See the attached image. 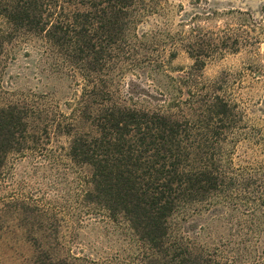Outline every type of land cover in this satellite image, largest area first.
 Returning <instances> with one entry per match:
<instances>
[{
    "label": "trees",
    "instance_id": "1",
    "mask_svg": "<svg viewBox=\"0 0 264 264\" xmlns=\"http://www.w3.org/2000/svg\"><path fill=\"white\" fill-rule=\"evenodd\" d=\"M167 4L0 0V63L5 45L38 41L55 66L83 83L68 116L35 97L0 106V189L14 158H38L49 168L65 164L76 172L69 201L74 225L80 226L84 212L113 224L121 220L137 247L134 256L104 263L78 256L54 245L65 237L57 228L65 222L60 208L4 192L0 239L11 228L23 232L33 246L24 264H264V167L234 166L233 153L248 129L244 112L226 91L228 78L202 74L209 61L241 51L251 55L250 67L260 74L264 3L258 19L240 11L214 13L220 28L180 24L176 31ZM178 52L192 64L172 77ZM143 73L167 80L160 92L169 112L137 104L152 98L131 81ZM252 132L261 146L264 134ZM56 135L69 138L67 149H48ZM204 211L227 217L229 235L208 245L170 224L177 215Z\"/></svg>",
    "mask_w": 264,
    "mask_h": 264
},
{
    "label": "rangeland",
    "instance_id": "2",
    "mask_svg": "<svg viewBox=\"0 0 264 264\" xmlns=\"http://www.w3.org/2000/svg\"><path fill=\"white\" fill-rule=\"evenodd\" d=\"M263 3L264 0H168L166 13L174 31L180 24H201L217 29L223 26V22L213 17L214 13L240 11L251 13L258 19ZM153 24L146 25L143 29L147 30ZM11 43L5 45L0 63V106L25 103L35 97L34 101H40L52 112L68 116L81 96V79L73 78L67 71L55 66L54 58L48 56L38 41ZM259 52L264 55V44L260 46ZM251 61V55L245 51L226 54L209 61L202 71L204 78L208 80L228 78L230 84L226 91L244 112L248 129L241 134L242 143L238 144L232 156L234 166L238 168L255 164L264 167V142H260L261 146L258 145V136L252 132L257 129L264 134V62L259 74L250 67ZM191 64L184 52H178L172 64L174 71H170V76L182 75L176 71L186 72ZM131 81L151 93V99L141 98L143 102L137 103L141 108L169 112L167 104L163 103L165 98L161 97L160 92L166 89V79L146 78L143 73L138 79L132 77ZM171 92L174 93L173 90ZM68 143L69 138L56 135L48 149L58 152L61 147L67 149ZM7 167L5 184H1L0 194H22L37 203L45 200L60 208L58 217H64L65 222L60 225L57 223V228H62L61 232L65 237L59 238L58 242L54 243L55 246L61 245L78 256L99 263L136 254L134 235L121 220L118 224H113L104 215H87L84 212L86 215L82 216L80 226L79 223L74 225L72 215L76 211H71L69 201L73 196L76 172L69 166L60 164L49 168L44 167L38 158L21 157L10 160ZM87 174V170H84L81 175ZM227 222V217H214L212 213L204 211L201 214L189 212L186 215H177L170 224L175 230L184 231L186 237L198 238L201 242L211 245L212 241L216 243L219 238L229 235L230 224ZM22 234L21 230L11 228L8 235L0 239V264H24L29 260L33 246L23 239Z\"/></svg>",
    "mask_w": 264,
    "mask_h": 264
}]
</instances>
